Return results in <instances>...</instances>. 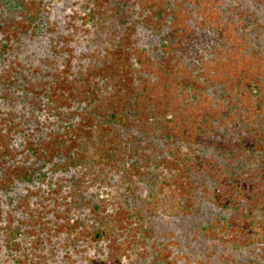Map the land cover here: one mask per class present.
Masks as SVG:
<instances>
[{"label":"trees","instance_id":"obj_1","mask_svg":"<svg viewBox=\"0 0 264 264\" xmlns=\"http://www.w3.org/2000/svg\"><path fill=\"white\" fill-rule=\"evenodd\" d=\"M182 1L187 10L183 23L174 22L176 16L157 2L152 11L157 17L165 13L163 19L171 15L177 29L164 33L162 43L169 39L181 44V66L195 71L203 67V84L194 88L189 74L182 95L175 79L158 83L165 94L160 110L148 106L152 97L144 93L116 106L112 97L120 96L115 93L120 85L111 88L110 102L84 92L67 110L49 88L60 65L25 62V97H17L11 112L12 136L25 129V264H45L48 258L50 264H88L90 242L103 243L93 262L115 264L131 249H141L155 237L159 241L171 224L166 238L172 235V240L158 242V250L170 252L168 257L174 253L180 260L176 264H205L204 251L232 258L242 246L259 242L264 247V0ZM160 42L153 56L145 54L150 49L144 53L142 62L161 60ZM136 64L142 63L130 54L126 68ZM31 68L37 72L30 74ZM76 80L80 87L81 80ZM219 92L227 95L226 102H219ZM155 112L170 128L179 127L182 136L188 125L191 141L187 147L182 144L178 157L160 154L155 160L142 152L150 143L143 140L145 135L159 137L158 128L147 133L141 126L154 124ZM174 129L164 132L165 139L177 137ZM142 163L157 172H147ZM167 164L174 170L171 183ZM165 165L161 171L159 166ZM141 183L147 186L142 200L135 189ZM117 208L131 221L124 232L115 217ZM45 224L42 240L35 230ZM259 253L252 264H264ZM131 255L141 259L142 254L132 250ZM159 257V264H172Z\"/></svg>","mask_w":264,"mask_h":264},{"label":"flooded vegetation","instance_id":"obj_2","mask_svg":"<svg viewBox=\"0 0 264 264\" xmlns=\"http://www.w3.org/2000/svg\"><path fill=\"white\" fill-rule=\"evenodd\" d=\"M143 2L132 6L130 0L126 3L124 0H36L37 10L30 13L27 0H0V140H3L0 146V264H25V129L18 136H12L11 113L17 97H25V62L59 64L57 82L64 81L61 74L64 68L71 72L69 80H81L78 71H85L88 59L80 57L92 52L90 45L104 40L105 43L114 41L118 47L124 44L126 32L134 47L137 45L136 52H130L131 58L135 56L146 64L142 62L144 53L149 49L145 54L153 53L160 40L161 60L159 56L154 62H163L164 50L181 48V44L175 45V41L171 44L169 39L162 43L163 34L177 27L171 15L165 19L162 18L165 13L157 17L152 7L157 2L159 8L170 10L173 16L175 8L171 7V0ZM179 2L178 7H185L182 0ZM135 7L143 9L140 14L135 12ZM84 30L94 34L87 37ZM31 71L35 69L28 70L30 74ZM81 93L75 90V99ZM146 125L149 128L150 124ZM148 138L147 142H157L153 137ZM162 150L167 151L168 146ZM139 187H143L142 183ZM39 214L43 216L45 211ZM49 221L53 224L54 218ZM45 227L47 224L35 230L39 239H42L40 232L45 236ZM93 245L89 243L88 258ZM45 264H50V258Z\"/></svg>","mask_w":264,"mask_h":264},{"label":"rangeland","instance_id":"obj_3","mask_svg":"<svg viewBox=\"0 0 264 264\" xmlns=\"http://www.w3.org/2000/svg\"><path fill=\"white\" fill-rule=\"evenodd\" d=\"M128 1L129 0H124L125 3ZM143 1L147 2L148 0H130V2L132 3V6L134 4L135 5L141 4V2ZM156 1L158 0H153V2H156ZM27 3L29 6L28 10L30 11V13H34L37 10L36 0H27ZM180 4L181 3L179 2V0H171L170 5L171 7L175 8V12H176L174 14L176 16L175 22L183 23L184 17L187 14V10L185 7H178ZM142 10L135 7V12H138L139 14H140V11ZM96 13H99V11ZM196 20L197 18H195L194 22ZM83 33L87 37H90L91 35L94 34V31H89L87 33V31L84 30ZM123 40H124V44L118 47L114 45L115 44L114 41L113 42L108 41L107 43H105L104 40L97 42V44L93 43L92 45H90V49L92 50V52L89 53L87 56L81 55L80 57L81 60L88 59V63L85 64L86 65L85 71L80 72L79 74L81 76L80 87H78V84L75 79L69 80L67 78L71 76V72L68 71V68H64L61 73L62 76L64 77L63 79L64 81H58L57 83H55V80H54V84L50 85L49 87L52 89V92H57L53 98L57 100L58 102L62 101L60 104L62 106L63 104H65L66 106L65 109L68 110L72 107V102L74 105L75 101H77V99H75L76 97L74 96L75 90H78V92L80 93L82 90V93L84 92L94 93L97 96L96 97L97 101L106 103V102H110L109 101L111 99L110 96H111V93L113 92L111 88L115 89L117 85H120L121 87L119 88V90L115 89V93H119L120 96H118L117 98L112 97V99H114V103L116 106L121 105L122 107L126 104V102L131 97L141 96L144 93L152 97V104H149L148 106L151 105L153 106L155 110H160L162 109V104L160 101H162L165 98V94L162 93L163 89L159 87L157 84L161 83L163 80L167 79L168 81L169 80L171 81L175 79L177 82H179V87L177 88V92L182 95H183L182 85L183 83L188 82L190 78L189 74H191L193 77L191 84L193 85L194 88H199L202 86L201 84L203 83L200 84L199 80H202L204 77L203 67L199 71H195V67H193L190 70H188L190 67L189 68L182 67L180 64L182 62L181 61L182 57H180L181 54L177 53L179 52V50L176 49L175 47H171V48L164 50L165 58H164V61L161 63L162 65L160 66L159 64H157V62H151V63L147 62L146 64H141V66L137 64L136 67H132V69L130 68L127 69L126 68L127 58L128 56H130V52L132 53L136 52L137 45L134 47V43L132 42V39L130 38L127 32L125 33ZM76 68H78V65L76 66ZM35 72L31 71V74H35ZM95 86H97L98 89H95L96 88ZM56 89L57 91H55ZM217 99L219 100V102H226L228 100L227 95L225 93L221 94L220 92L217 95ZM63 100H66V102L64 101L65 102L64 103ZM183 100L184 99H182V101ZM138 102L139 100L136 102V104L141 109V105ZM170 104H172V101L170 102ZM233 105L234 104L230 103L229 108H232ZM84 119L88 120L89 124H91L89 116H84ZM153 120H154V124L149 125V128L146 125V123L141 126H144L147 129V133L152 132L150 128L151 129L158 128L159 132H157L156 134L159 137L155 138L157 142H151L149 145L148 143L145 144L144 145L145 147L142 150V152L146 154L148 153L147 150L149 149L151 155L155 157V160L161 158L160 154H163V155L167 154L168 158H171V159H173L174 157H178L180 152H182L180 151V149L183 147L182 144H185V147H187L188 146L186 144L187 141L188 140L191 141L190 139L191 133H189L190 129H188V125H185L186 127L182 128V129L189 130L187 135H183L184 137L180 135L179 127L171 126V128H175L174 130H177L179 134L177 135V137L172 135L170 138L165 139L164 132H168L169 134L172 133V130L169 127L170 124L165 123L161 117H158V112H155V114L153 115ZM144 137H145L146 142L148 139H150L148 138L147 135H145ZM99 141L103 142L105 141V139L103 141L102 140H99ZM105 142L107 144V148H110L108 146V141L106 140ZM106 144L104 143L101 145H104V147H106L105 146ZM101 145H99L100 146L99 148H101ZM164 146H168L167 151L162 150ZM192 149H194V147H192ZM261 149L264 151V143ZM118 151L120 155L121 152L123 151V148L120 147ZM139 155H142V153H139ZM242 156L243 155H240V157L239 156L238 157L241 158ZM237 160L233 161V164H236ZM167 165L169 167V164ZM167 165H165L164 168L162 166H159L162 169L161 171H164ZM141 166H143L144 169L146 170V166L144 163H142ZM159 167L157 166V168ZM169 169L172 172V174L168 170H166L165 172L167 176L166 180L168 182L173 181V178H174L172 177L174 170L170 167ZM156 170L157 169L155 170L148 169L147 172L149 173L157 172ZM247 170L248 169H244L242 170V172H246ZM106 172H107V169H106ZM89 173L91 176L89 178L93 179L92 171H89ZM110 187L114 188L115 186H110ZM146 188H147L146 185H143V187H139L138 185L136 186L135 188L136 193L139 195L138 197L140 198V200H142V194L146 191ZM93 195L96 197L98 195L99 197L105 198L104 194H99L97 192L93 193ZM119 195H120L119 197H121V195H123L122 192ZM116 211H117V215L115 217L118 218L120 222V230L124 232L130 227L131 221L127 218V213L123 209L118 210L117 208ZM170 221L172 223L174 222V220H170ZM171 225H167V228L164 227L165 233L163 234V236H159V241L157 240V237H155L153 241L147 242L144 245V247H141V249L140 248L131 249V251H129L126 255L128 257L124 258L122 261L121 260L117 261L115 264H159V262L156 259L157 256H160L159 258L164 259V261L166 262L170 261L172 262V264H176L180 260L177 259L173 255L174 253H172L171 256L168 257L170 252L167 254L162 251L163 249L158 250L159 243L162 244L163 242L164 243H168L169 241L171 242L172 235L171 237L168 236L166 238V235H167L166 231L168 230V228H171ZM121 231L118 232V236H122ZM114 241L117 242L116 240ZM105 244L107 243H104V245ZM102 245L103 243H97L92 246L93 252L90 254V257L88 258L89 259L88 264H99L96 262L91 263L90 260L96 259L97 257L96 255L101 254ZM105 246H108V245H105ZM145 246H146V249H144ZM258 246H260L262 250L259 249ZM105 250L111 253V251L108 250L107 248H105ZM112 250L113 252L117 251V248H112ZM132 250H134V252L137 251L139 254H142L141 259H135L134 256L131 255ZM259 250H260V253L258 254V256L262 260L264 258V247L259 242L258 244L252 243L251 245L242 246V248L239 249V251L234 250L233 252H235V256L232 258L231 257L226 258V256L220 257V256H217L216 254H211L210 252L204 251L203 254L201 255L202 256L201 260L205 264H212V262L214 261L218 263L222 262V264H229V261L233 262L234 264H252L251 260L255 256V254L259 252ZM104 255L108 256L107 253Z\"/></svg>","mask_w":264,"mask_h":264}]
</instances>
